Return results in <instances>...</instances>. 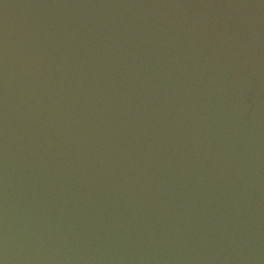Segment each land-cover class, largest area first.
<instances>
[{
	"label": "water",
	"instance_id": "water-1",
	"mask_svg": "<svg viewBox=\"0 0 264 264\" xmlns=\"http://www.w3.org/2000/svg\"><path fill=\"white\" fill-rule=\"evenodd\" d=\"M0 264H264V0H0Z\"/></svg>",
	"mask_w": 264,
	"mask_h": 264
}]
</instances>
